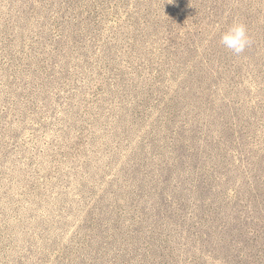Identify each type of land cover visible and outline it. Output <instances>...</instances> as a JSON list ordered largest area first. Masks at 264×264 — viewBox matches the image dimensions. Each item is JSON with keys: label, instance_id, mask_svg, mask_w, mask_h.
Here are the masks:
<instances>
[{"label": "rangeland", "instance_id": "374dc122", "mask_svg": "<svg viewBox=\"0 0 264 264\" xmlns=\"http://www.w3.org/2000/svg\"><path fill=\"white\" fill-rule=\"evenodd\" d=\"M0 264H264V0H0Z\"/></svg>", "mask_w": 264, "mask_h": 264}, {"label": "clouds", "instance_id": "9594fccd", "mask_svg": "<svg viewBox=\"0 0 264 264\" xmlns=\"http://www.w3.org/2000/svg\"><path fill=\"white\" fill-rule=\"evenodd\" d=\"M251 43L247 28L242 23H233L220 37V44L236 56L244 53Z\"/></svg>", "mask_w": 264, "mask_h": 264}]
</instances>
